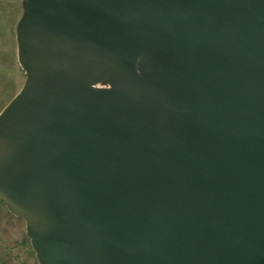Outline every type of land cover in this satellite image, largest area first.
Segmentation results:
<instances>
[{
	"label": "water",
	"instance_id": "95a60500",
	"mask_svg": "<svg viewBox=\"0 0 264 264\" xmlns=\"http://www.w3.org/2000/svg\"><path fill=\"white\" fill-rule=\"evenodd\" d=\"M0 202L38 264H264V0H21Z\"/></svg>",
	"mask_w": 264,
	"mask_h": 264
},
{
	"label": "rangeland",
	"instance_id": "374dc122",
	"mask_svg": "<svg viewBox=\"0 0 264 264\" xmlns=\"http://www.w3.org/2000/svg\"><path fill=\"white\" fill-rule=\"evenodd\" d=\"M21 0H0V114L21 91L25 76L17 62L15 28ZM0 264H38L25 224L0 202Z\"/></svg>",
	"mask_w": 264,
	"mask_h": 264
}]
</instances>
